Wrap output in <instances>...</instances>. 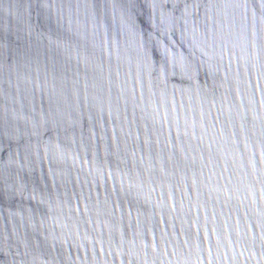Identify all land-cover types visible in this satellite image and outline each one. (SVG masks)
Wrapping results in <instances>:
<instances>
[{
    "label": "water",
    "instance_id": "1",
    "mask_svg": "<svg viewBox=\"0 0 264 264\" xmlns=\"http://www.w3.org/2000/svg\"><path fill=\"white\" fill-rule=\"evenodd\" d=\"M0 264H264V0H0Z\"/></svg>",
    "mask_w": 264,
    "mask_h": 264
}]
</instances>
